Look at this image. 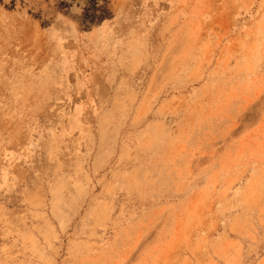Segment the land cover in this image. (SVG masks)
I'll list each match as a JSON object with an SVG mask.
<instances>
[{"label": "rangeland", "instance_id": "rangeland-1", "mask_svg": "<svg viewBox=\"0 0 264 264\" xmlns=\"http://www.w3.org/2000/svg\"><path fill=\"white\" fill-rule=\"evenodd\" d=\"M0 264H264V0H0Z\"/></svg>", "mask_w": 264, "mask_h": 264}]
</instances>
